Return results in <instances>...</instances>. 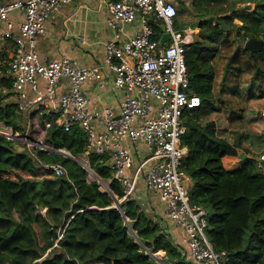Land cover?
I'll return each instance as SVG.
<instances>
[{"label":"trees","instance_id":"16d2710c","mask_svg":"<svg viewBox=\"0 0 264 264\" xmlns=\"http://www.w3.org/2000/svg\"><path fill=\"white\" fill-rule=\"evenodd\" d=\"M182 6H176L178 15ZM192 10L199 30L185 62L189 88L200 105L185 111L182 119L186 154L181 169L193 183L189 201L206 209V234L214 250L228 254L225 264H264V170L254 159L264 155V86L257 79L264 70L254 54L253 60H226L238 72L224 66L221 77L215 60L218 55L223 60L230 47L229 32L240 40H264V0H192ZM150 25L157 39L159 27ZM0 70V124L26 135L10 100L12 80L5 66ZM251 72L247 84L244 76ZM227 74L235 78L229 85ZM238 95L241 105L233 100ZM32 118L29 142L72 156L86 152L80 128H45L42 114ZM38 132L41 139L33 135ZM24 147L18 150L13 140L0 135V264H160L148 251L160 253L163 264H189L133 197L120 201L119 182L113 180L102 191L77 162L32 147L34 158ZM240 153L247 155L241 168L227 170L223 158ZM88 159L101 180L111 177L105 156L89 154ZM46 164H59L65 174L55 175Z\"/></svg>","mask_w":264,"mask_h":264},{"label":"built area","instance_id":"2783aa9c","mask_svg":"<svg viewBox=\"0 0 264 264\" xmlns=\"http://www.w3.org/2000/svg\"><path fill=\"white\" fill-rule=\"evenodd\" d=\"M72 1L0 0V40L14 43L12 57L2 65L5 64V74L12 80L11 99L16 104V112L26 121L25 128L30 127L36 114L44 116L45 128L55 125L66 132L73 127L80 128L87 138L85 154H107L109 162L106 165L111 170V177L101 180L84 154L72 156L64 149L45 144L34 146L26 140L8 138L25 144L34 158L32 147L77 162L86 170L89 180L101 184L102 191H108L109 184L116 180L124 194L120 201L133 195L142 176L148 188L159 194L165 203L171 220L186 232L192 259L200 264H225L228 254L213 249L206 234L207 211L202 205L189 201V190L185 185L187 176L181 169L186 154L181 143L185 132L182 119L185 111L200 105V98L189 88L185 62V52L194 42L192 29L176 26L177 5L173 1L114 0L109 5L107 21L113 31L118 23H132L139 16L142 27L124 44H108L106 65L124 98L119 114L109 109L99 112L91 109L90 98L82 91V85L94 81L103 86L101 67H80L67 58L42 63L36 52L37 38L46 31V20L61 5ZM13 11L23 14L21 23L10 21L9 14ZM153 21L160 22L163 33L168 35L162 44L160 38H153L150 25ZM15 29L17 35L13 33ZM39 80L45 82L44 90H40ZM62 84L63 90L59 92ZM261 115L264 116V109ZM98 124L104 126L99 133L96 132ZM126 140L134 146L144 143L147 148V154L139 158L132 173L128 172L134 167L133 156L123 145ZM262 161L264 155L259 157L258 166ZM44 166L57 176L65 174L59 164ZM103 182L107 187L103 188ZM61 236L58 235V240Z\"/></svg>","mask_w":264,"mask_h":264},{"label":"crops","instance_id":"0c3cea01","mask_svg":"<svg viewBox=\"0 0 264 264\" xmlns=\"http://www.w3.org/2000/svg\"><path fill=\"white\" fill-rule=\"evenodd\" d=\"M113 1L114 0H73L68 4L61 5L46 20V31L37 38L36 52L39 62L42 63H46L51 59L67 58L80 67H101L103 72V86L94 81L86 82L82 85V91L90 98L91 109L99 112L109 109L114 114H119L124 93L120 88L114 85L113 75L106 65L107 46L111 42H114L116 45H122L135 36L141 30L142 17H137L132 23H118L117 29L113 31L107 22L110 18L109 5ZM170 1L175 2L178 7L183 5V10L191 8L189 9L190 14L192 16L194 15L192 13V3L190 7H187L186 0ZM9 19L13 24H19L24 20V16L20 12L13 11L9 14ZM151 23L158 25L159 35L157 39H161L164 35L161 23L157 21ZM177 24L183 23L177 19ZM187 28H190V25ZM13 33L17 35L18 31L15 29ZM193 36L194 40H196L194 32ZM0 42V65H2L5 60H9L12 57L14 43L12 40H0ZM45 85L43 80H39L38 86L40 90H44ZM62 90L63 84L59 92ZM29 95L32 96L31 93H29ZM21 118L23 121L24 118L22 115ZM103 130L104 126L98 124L96 132L99 133ZM123 145L131 151L133 162L136 166L138 165L139 158L147 154V148L144 143L134 146L130 141L126 140L123 142ZM84 156L88 158L89 153H84ZM103 156L106 157V165L109 162V157L107 154ZM233 160H235L234 167L226 168L225 165H227V162ZM222 161L224 167L229 171L240 169L242 166L241 162H243L239 157L236 159L224 157ZM238 161L239 163H237ZM185 185L190 191L193 183L188 177L185 181ZM131 197H133L142 206L144 211L161 227L169 240L178 246L179 251L185 254L189 264H200L195 262L191 257L186 243V232L171 220L167 214L165 203L161 200L159 194L152 192L148 188L145 180L137 181L136 188Z\"/></svg>","mask_w":264,"mask_h":264},{"label":"rangeland","instance_id":"374dc122","mask_svg":"<svg viewBox=\"0 0 264 264\" xmlns=\"http://www.w3.org/2000/svg\"><path fill=\"white\" fill-rule=\"evenodd\" d=\"M191 3H192V0H186V6L187 7H190L191 6ZM240 6V4L238 5ZM254 8V5L252 4L251 5V10ZM191 8H186V10H183L179 15H178V21H180L181 23L183 24H177V27L179 29H185L187 28L189 25H190V28L193 29V32L195 33L196 37L195 39L197 38V34H198V30H199V27H198V21L197 18L195 17V15H191L190 14V10ZM193 13V12H192ZM187 23V24H186ZM227 34V33H226ZM227 39L230 43V47L226 49L224 55H223V60L222 58H219V55L216 57L215 60L219 61L218 63V68L220 69V72H219V75H221V77L223 76V69H224V66H227L226 65V60H240V59H243V60H253L252 58V55L250 54L249 51L245 50L244 49V43L246 40H240L238 39L234 32H229L228 33V36H227ZM257 55V59L256 60H260V65L261 67L263 68L264 70V49H262L261 52H258L256 53ZM222 60V62L220 60ZM253 66V65H252ZM231 67V68H230ZM228 67L227 66V70L229 72H233V71H237L238 72V68H232V64L231 66ZM254 68V67H253ZM227 72V73H229ZM252 72H254V70H252ZM251 72V76L248 75V76H244V82L248 84V81H252L251 79L249 78H252V75L253 73ZM227 84L229 85L231 82L233 83V80H235L234 76L230 75V74H227ZM260 82H262V85L264 86V76L263 75H260L258 76V78ZM258 81V82H259ZM232 98V97H231ZM234 98V97H233ZM10 100H12L10 98ZM233 100H237V102L240 104H242V100L240 99V96L238 95L237 96V99L234 98ZM240 104V105H241ZM264 109V108H263ZM262 111V109H261ZM21 127H26L27 128V124H26V121L23 120V123H21ZM25 128V129H26ZM30 127L27 130V133H26V136L28 134V132H30ZM16 134L18 133L20 135V139L19 140H26L28 141L27 139H25V137L22 135L21 132H15ZM36 133V132H35ZM33 134L34 137L36 136L37 138L41 139L42 138V133L41 132H38L37 134ZM264 133V132H263ZM264 135V134H263ZM8 138V137H7ZM10 138V137H9ZM14 142H15V146L18 148V150H22L24 149V144L22 142H19V141H15L14 139H12ZM29 142V141H28ZM237 158V157H236ZM235 158V159H236ZM234 161H231V162H227V165L226 168H230V167H234ZM226 163V162H224ZM239 163V161L237 162ZM136 167V165H134V167L129 171V173H132L134 168ZM140 180H143V177L140 176L139 178V181ZM103 185H106L104 182H103ZM107 187V186H106ZM154 254V253H153ZM157 256V255H156ZM157 257H160V254L157 256Z\"/></svg>","mask_w":264,"mask_h":264},{"label":"water","instance_id":"95a60500","mask_svg":"<svg viewBox=\"0 0 264 264\" xmlns=\"http://www.w3.org/2000/svg\"><path fill=\"white\" fill-rule=\"evenodd\" d=\"M168 35L165 33L162 38L160 39V44H162L165 40H167ZM244 49L249 51L251 55H254L258 52H261L262 49H264V40L263 39H256V38H250L247 39L244 43ZM239 158L241 161H244L247 158V155H245L244 153H240L239 154ZM257 162L259 161L258 158H254ZM261 166L264 168V161L261 162ZM101 185V184H100ZM114 206L116 208H118V210L120 211L121 215L124 218V213L122 212L119 202L117 201L116 197H114ZM148 255H150L151 257H153V259H155V261H157L160 264H163L161 261V257H154L153 254L151 252H147ZM157 255H159L157 253Z\"/></svg>","mask_w":264,"mask_h":264},{"label":"bare ground","instance_id":"6f19581e","mask_svg":"<svg viewBox=\"0 0 264 264\" xmlns=\"http://www.w3.org/2000/svg\"><path fill=\"white\" fill-rule=\"evenodd\" d=\"M0 135H2V136H5V137H11V138H15V139H20V135L17 133H15V132H13L12 131V129L11 128H8V127H5L4 125H2V124H0ZM28 142V141H27ZM29 144H31V145H34V146H41L42 147V145L41 144H33V143H31V142H29ZM67 155H69L68 153H67ZM106 186L105 185H103V188H105ZM153 254V253H152ZM157 254L156 253H154L153 254V256L154 257H156V259H157V256H156ZM162 262V261H161ZM163 263V262H162Z\"/></svg>","mask_w":264,"mask_h":264},{"label":"clouds","instance_id":"9594fccd","mask_svg":"<svg viewBox=\"0 0 264 264\" xmlns=\"http://www.w3.org/2000/svg\"><path fill=\"white\" fill-rule=\"evenodd\" d=\"M259 159V158H258ZM263 168V167H262Z\"/></svg>","mask_w":264,"mask_h":264}]
</instances>
